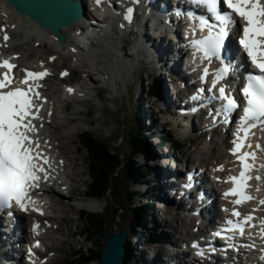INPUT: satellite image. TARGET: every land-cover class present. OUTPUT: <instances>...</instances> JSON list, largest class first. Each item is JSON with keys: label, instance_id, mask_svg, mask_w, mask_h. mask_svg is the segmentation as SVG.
<instances>
[{"label": "bare ground", "instance_id": "obj_1", "mask_svg": "<svg viewBox=\"0 0 264 264\" xmlns=\"http://www.w3.org/2000/svg\"><path fill=\"white\" fill-rule=\"evenodd\" d=\"M151 3L155 7L152 8V11H154L158 5L159 8L162 6V0H151ZM90 6L91 5L89 4L86 6V16L84 19L87 18V20L92 23L89 25V29L96 31V33H99V35L91 40V43L87 47L88 49H83L78 42L76 34L86 32L88 30L82 26L81 21H78L72 26L63 29L64 34L68 38V42L66 44L60 43L56 40L55 35H53L49 30L40 27L34 21L18 13L10 5L8 0H0V29L5 25L7 28L5 32L10 35V39L5 41L3 39L5 32L1 33L0 31V52L5 51L4 53L7 55L11 54L14 58L19 56L20 68H33L34 70L48 69L50 71L51 65L49 63L51 60H54L52 57H63L67 59L70 58L71 60L73 59L81 62L79 65V72L82 74V77H79V82L74 85H71L72 83L68 85L65 83V81H63V79L60 78V73L63 69H61L57 77H55V74L50 76V81L55 79V84L59 83V86L62 85V87L72 89L71 92L67 91L66 95L60 94V89L55 85H50L49 82H46L45 90H43L49 97H52L53 94H56L55 96L61 95L60 101L65 97V101L62 102V108L65 112L69 110L68 102H70V99H72V101L75 100L77 104H80V102L83 100V97L92 96L90 87L86 86L83 82L84 79L90 81L91 86L99 88L98 85L100 84V80L97 79L96 76L101 74L104 77L103 80L105 86L107 85V87L111 88L112 90H115L120 83L126 84V79L129 77L130 73L133 72L131 68L135 62L134 58L140 54L142 55V59L140 60L141 63L147 64L152 72L158 73L162 78L166 77L167 71H173L174 73H178L180 71L179 66L181 65L174 53V45L168 43L167 39L163 37V34H155L153 36L151 31L155 29L154 26H156V23H153V21L151 23L150 20L152 17H148L147 11L145 9L141 8L138 10L135 8V12L137 13V16L135 15L136 23L131 29H129V25L124 27L121 26L117 21H110L103 31H99L100 29L98 26L102 25V23L96 18L97 15L94 16L93 12L89 10ZM158 14L160 13L158 12ZM172 18L176 19L175 17ZM173 23L176 22L173 21ZM13 32L20 34L19 40H13ZM127 36H134L136 51L124 52L125 46L127 44ZM31 42H34L36 46L35 44L32 46L33 44ZM40 49H42L41 52L43 54L48 50L53 52V54L51 53L52 55L49 57V62L43 59ZM28 51L30 52V56L27 54ZM151 58L153 60H151ZM98 66H102L103 69H99ZM74 73V71H71L72 76ZM167 92L165 96L168 100L160 101V104H162L164 108L172 105L171 101L169 100V96L171 97L172 92H170V90L169 93ZM99 97H101V95H99ZM59 108L61 107H58L57 104L54 103L45 110V123L37 125L38 130L42 132L36 136V139L38 138L37 142L41 144L40 151H46L50 161V166H52L49 169L48 174L54 176L58 175L59 172H63L61 177L60 175L58 177L64 182L59 181L58 177L55 176V188H52L50 192H34L33 194L35 204H31L27 212H20V219L23 222V229L27 232L26 234H29L28 237L32 243L39 241L42 242L44 247L47 240L61 243L60 246L55 245L53 248L46 247L47 251L43 256L46 258L48 257L49 262L46 264L55 263V261H53V257L56 255L55 251L60 250L63 247H61V245L66 243L70 237L74 236V232L73 234L71 233L70 235H65L66 233H64V228L61 226V224H59L65 221L66 218L63 215H54L57 211L61 214H67L71 209L68 207V203H64L66 196L61 194L59 191L61 189L63 190L64 188L67 189V192H69L70 196H73L74 200L76 197L86 196V192H82L81 189V177L85 175V171L78 169V167H83L85 163V156L80 150V147L75 145V140L73 137L74 133H72L70 130V125L74 120H76V118L71 115L61 117ZM77 110L78 114H80V110ZM186 121L187 120H181L180 123H177V126L174 125V128L177 130H184L183 128H185L186 131L189 130L192 133V137L189 140L196 143L197 140L195 133L200 132V130L194 127L188 128V123ZM180 132L183 133V131ZM258 137L260 143H262V149L259 156L261 162L264 164V136L258 134ZM228 139H230V136H228L226 141L221 144L218 149L214 145V142L209 141V143H206V154L208 157L204 158L200 154H196L195 156V161L201 162V165L206 166L211 174V177L213 179L219 180L220 184H224L226 182L229 172L234 168L235 165L233 157L229 155ZM193 151L195 152L196 150ZM190 152L192 153V150H187L186 153H184V156L180 158L185 161V158L188 154H190ZM158 154L153 153L152 151H149L147 155L145 154L148 159V163L154 166L153 169L155 179L151 180L155 182L156 186L158 187V192L155 194L154 200L159 203L160 208L170 206L177 211L180 210L182 212H188L187 205L178 204L175 201L173 197L175 185L173 183L174 176L171 173L172 168L170 170L167 168L160 169L158 167L159 164L155 162ZM164 161L165 162L160 164L161 166L170 163L168 159H165ZM139 163L144 165L141 161H139ZM136 192L137 194H135L137 195L138 200H140V198L143 196L144 190H138ZM258 193L261 195L260 198H264L263 185H261L260 190L258 189ZM56 199H59V204L56 202ZM142 201H144V199H142ZM150 205V203H145V206ZM153 205L155 207L156 204ZM96 206H98L97 203H90L88 204L87 208L89 210H93L96 208ZM36 209H39V211ZM189 211L193 210L190 209ZM260 216H264V210ZM24 219L27 221H24ZM182 219L184 220L183 225L185 228L182 231L179 240L187 242L188 238L194 236L195 233L189 230L188 226H186L189 224V219L186 220L183 217ZM194 221L197 222L196 219H194ZM39 223H42L41 228L39 230H34V225ZM196 225L197 223L195 226ZM35 233H37L38 236L34 239ZM13 235L15 238L17 237L13 232H5L2 243L0 244V262H3V264L11 263L9 261L6 262V260L10 259L11 252H14V249L16 250L17 247H20V244L18 243H15L13 246L9 247L11 245ZM175 249H167L168 251L176 252L172 255L171 253L167 254L168 256L161 261L159 257H161L162 253L159 255L160 252H158L157 256H155L156 254L154 255L156 257L154 262L157 264H185L179 260L180 255L177 253L178 248ZM163 261H165V263H163ZM16 262L26 264L25 260ZM260 264H264V259H261Z\"/></svg>", "mask_w": 264, "mask_h": 264}, {"label": "rangeland", "instance_id": "obj_2", "mask_svg": "<svg viewBox=\"0 0 264 264\" xmlns=\"http://www.w3.org/2000/svg\"><path fill=\"white\" fill-rule=\"evenodd\" d=\"M1 23V22H0ZM13 40H19L20 34L17 32H13ZM127 44L125 46V51L127 52H133L136 51L135 48V42H134V36H127ZM34 46V42H31ZM36 46V44H35ZM42 49H40V52ZM52 51H47L43 55V59L47 60L49 62V57L52 55ZM28 56H30V52H27ZM35 58V57H33ZM142 55H138L134 58V65H132L131 70L133 72L130 73L129 77L126 79V84L120 83L115 90H112L111 88H108L107 85L105 86L104 82H102V79L104 78L101 74L97 75V79L100 80V84L98 85L99 88H96L95 86L90 85V81L87 79H84L83 82L86 86L90 87L92 96L83 97V100L80 102V104L76 103L75 100L72 101L70 99L69 103V110L63 111L62 103L58 102L57 106L61 107L60 115L61 117H65L68 115H71L76 118L71 125L70 130L72 133H74L73 137L75 140V145L80 147V150L84 153L85 156V163L83 167H78L79 170H84L85 175L81 177L82 184L81 189L82 192H86V196L82 197H76L75 201L79 204L77 207L68 206L70 207V212L67 214H61L58 211L55 213V215H63L66 220L59 223L64 228L65 235H70L71 233L74 236L70 237L68 241L61 245L60 250H56V255L53 257V261L55 263L52 264H77L79 263L78 260L81 259L80 256H82L83 251L89 252V250H103L105 246V242L101 240L100 235L89 237L90 233L84 231L85 227H87L86 218L81 217L82 211H87V213H94V214H100L101 216L108 219V221L105 223V226L103 229L109 228L111 230L120 231L125 228L126 224L134 218V212L131 211L132 208H130V203L128 202L127 194L130 182L126 180L125 173L121 174L119 179L114 181L113 184V192L110 193L109 196H107L103 201L101 200H95L92 199L88 194V186L91 184V171L89 166V153L84 147V145L81 143L80 135L84 134L85 132L94 133L96 137L103 140V142L111 146L115 151L121 152L125 155L126 158H128L132 152V146L130 145L131 136L133 133L137 130V128H140L141 126L145 125L148 126L149 121L146 117H150L152 114V118L155 119L156 123H154V128L151 129V131L155 133H161L166 134L170 137V142L167 143L166 147L162 150L159 149L158 146H156L155 143L149 141L147 142V147H149V150H151L153 153H160L167 156H179L183 157L184 153H186L187 150H192V153L187 155L188 161H193L195 159L196 154H200L204 158L208 157L206 154V143H209V141L214 142V145L219 148V144L217 141L210 140L211 138L205 137L204 135H199V133H195L196 137V143L191 142V140L186 139L179 130H176L171 125H161L160 120V114H159V104L156 98H148L146 94V78L149 76L152 71L147 66V64L141 63ZM80 63L78 60H71L70 58H63V57H56L54 60H51L49 63L52 67V69L55 72V77L58 76L61 69H69L72 72L74 71V75L69 77L65 83H72L76 84L79 82V77H82V74H80ZM99 69H103L102 66H98ZM77 77V78H75ZM74 78V79H73ZM76 79V80H75ZM151 80V77L148 78V82ZM165 82H167V78H163ZM82 82V81H81ZM56 81L53 79L49 82L50 85H55L57 88H59L61 91H63L62 85L55 84ZM168 86V85H167ZM167 88V87H166ZM168 88H170L168 86ZM172 88V87H171ZM59 90V91H60ZM170 90V89H168ZM56 94H53L52 97L55 99V101L58 100V97L55 96ZM101 95V97H99ZM140 101V102H139ZM141 103V105H140ZM159 104V105H158ZM80 110V114H78V110ZM140 116H144L143 119H141ZM140 118V119H138ZM172 129V131H170ZM53 130V129H52ZM182 131V130H180ZM156 139H154L155 141ZM158 140V139H157ZM177 141H181L183 144V148L180 152L174 153L175 150L173 149L172 145L176 143ZM195 144V145H194ZM193 148V149H192ZM193 150H196L195 152ZM185 158V159H186ZM136 159L138 161L143 162V164L147 165L149 170L153 174L154 177V166L148 163V159L145 156V154H138L136 156ZM84 162V161H83ZM150 179V180H151ZM141 184H144L141 182ZM152 185V184H150ZM150 185H132L130 188L132 191L137 190H144V194L148 191V188ZM82 197V198H81ZM149 197V196H147ZM154 197H151V201L155 205V208L153 213H155L154 220L156 222L153 223L150 222L143 231V234L141 236L142 240L146 241L148 237H150L153 233L155 223L158 224V226L162 227L164 226V219L160 213V207L159 203L154 200ZM58 200V201H57ZM56 202L59 204V199H56ZM143 202V201H141ZM90 203H97L98 206H96L95 209L89 210L87 208L88 204ZM140 202H137V205ZM149 203V201H147ZM123 206V211L117 212L118 207ZM162 207V206H161ZM165 214V211L163 212ZM151 217V218H152ZM69 219V220H68ZM182 220V221H181ZM67 223V224H66ZM184 220L182 219V216L179 214L170 215L166 219V225L167 228L162 227V232L166 233V238L173 241H177L182 231L184 230ZM65 224V225H64ZM58 226V225H56ZM188 226V229L192 232L196 231V227L193 225H186ZM69 227V228H68ZM82 231V232H81ZM175 232V234H174ZM180 232V234H179ZM92 238V239H91ZM71 242V243H70ZM76 242V243H75ZM61 243L57 241L47 240L45 242V247H51L57 245L60 246ZM71 245V246H70ZM50 248V249H51ZM72 250H71V249ZM152 251H155L159 249V255L162 253H166L168 250V247L160 248L157 245H154L151 247ZM170 248V247H169ZM152 251H149L148 253L145 252L144 255L147 256V258H150V255L152 254ZM46 254V253H45ZM133 254V253H132ZM165 257V256H164ZM162 257V258H164ZM160 261L162 260L161 257H159ZM74 261V262H73ZM99 261V260H98ZM136 261V263H135ZM167 261V260H166ZM142 258L137 260V258H132V264H142ZM159 263V262H158ZM165 263V261H163ZM94 264V263H92Z\"/></svg>", "mask_w": 264, "mask_h": 264}, {"label": "snow or ice", "instance_id": "obj_3", "mask_svg": "<svg viewBox=\"0 0 264 264\" xmlns=\"http://www.w3.org/2000/svg\"><path fill=\"white\" fill-rule=\"evenodd\" d=\"M102 0H96L101 4ZM200 4L206 5L208 9L215 13L219 25L209 24L201 16V28H208V35L192 42V46L197 52H202L205 59L217 58L221 66L217 69L215 79L212 81L213 87L223 80L229 73V65L225 63L224 53L226 42L229 39L232 29L238 24L236 17L241 18L244 23L240 25L242 35L238 43L251 64L259 70V74L249 73L247 84L243 88L246 98L243 107V115L239 118L237 140L234 141L232 152L238 154L237 159L241 162L242 170L239 176H231L229 179L234 183V187L226 195H235L238 199L236 204H241L253 199L245 191L249 187L247 181L252 179L248 173L254 168L249 163V158L256 159L255 152H241L246 145L248 136L258 125H264V0H199ZM131 19L132 9H128ZM10 37L5 33L4 40ZM55 59V57H52ZM0 68L7 69L0 77V210L11 208L13 203L25 212L28 211L29 204H35L29 193L32 189L39 187V181L48 175L45 165L50 166L49 159L40 151L39 143L29 135L36 133L38 129L29 119H39L38 108L42 105L34 103V98H41V94L36 89L39 85L33 86L30 80H38L49 73L45 69L40 72H33L25 69L26 76L21 81L26 88L10 87L15 77L11 75L16 65L9 60L0 62ZM66 75V73H62ZM207 76V69H205ZM72 91V89H68ZM202 91V90H201ZM220 98L227 101L226 110L232 111L239 107L237 99L226 94V88H219ZM36 108L37 111H33ZM244 135L240 136L239 133ZM257 147H260L257 145ZM264 168V164L260 165ZM260 179V177H256ZM260 203L264 204V200ZM39 211V209H36ZM233 215L240 216L238 211L233 210ZM253 217L248 215L244 222L251 221ZM233 224L232 221L228 222ZM243 234L244 226L237 222L233 225ZM39 228V225H36ZM217 235L219 233H216ZM39 243L37 242V247ZM196 246V245H194Z\"/></svg>", "mask_w": 264, "mask_h": 264}, {"label": "trees", "instance_id": "obj_4", "mask_svg": "<svg viewBox=\"0 0 264 264\" xmlns=\"http://www.w3.org/2000/svg\"><path fill=\"white\" fill-rule=\"evenodd\" d=\"M152 97L163 94L162 87L158 79L152 80ZM152 118H149V124H153ZM143 129L146 126L143 125ZM145 133L141 128L137 130L131 136L130 145L132 146V152L128 158L121 152L115 151L111 146L106 145L103 140L95 136L94 133L85 132L80 135L81 143L84 145L89 153V166L91 171V184L88 186L87 194L95 200L103 201L110 193L113 192L114 181L119 179L120 175L125 173L126 180L132 185L140 184L148 175L149 170L144 168L141 163L136 159V154L146 153V139ZM170 142V137L164 135L162 137V146H166ZM179 148V145L176 146ZM138 162V163H137ZM148 173V174H147ZM129 187L127 197L130 203L131 211L134 212V218L131 219L125 226L132 229V234H136L138 231L140 234L143 233L144 227L147 226L149 219L153 214V205L150 206H139L137 205L138 198L136 192L132 191ZM154 191V189H152ZM123 206L118 207L117 212L123 211ZM81 217L86 218L87 227L84 231L89 232V237L99 236L108 221L105 217L100 214L87 213L82 211ZM143 219V221H141ZM153 219V218H152ZM141 224V225H140ZM92 239V238H91ZM152 241H164V235L160 228L155 225L153 230ZM130 241L129 238L125 243L126 256L124 257V264H132L131 252H130ZM102 250H89V252L83 251L79 263L77 264H100ZM99 260V261H98Z\"/></svg>", "mask_w": 264, "mask_h": 264}, {"label": "water", "instance_id": "obj_5", "mask_svg": "<svg viewBox=\"0 0 264 264\" xmlns=\"http://www.w3.org/2000/svg\"><path fill=\"white\" fill-rule=\"evenodd\" d=\"M10 5L22 16L36 22L40 27L50 30L57 39L67 42L63 28L75 24L85 16L84 5L80 0H8ZM130 226L120 231L103 229L101 240L105 247L100 264H124L126 256L125 243L131 236Z\"/></svg>", "mask_w": 264, "mask_h": 264}]
</instances>
